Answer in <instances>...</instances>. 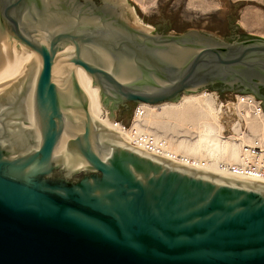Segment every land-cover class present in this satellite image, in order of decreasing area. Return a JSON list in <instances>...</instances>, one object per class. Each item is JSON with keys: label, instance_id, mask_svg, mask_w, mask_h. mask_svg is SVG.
Instances as JSON below:
<instances>
[{"label": "water", "instance_id": "95a60500", "mask_svg": "<svg viewBox=\"0 0 264 264\" xmlns=\"http://www.w3.org/2000/svg\"><path fill=\"white\" fill-rule=\"evenodd\" d=\"M0 31L38 55L0 94V264H264V182L116 138L75 73L110 112L176 102L264 83V39L147 33L122 0H0Z\"/></svg>", "mask_w": 264, "mask_h": 264}, {"label": "bare ground", "instance_id": "6f19581e", "mask_svg": "<svg viewBox=\"0 0 264 264\" xmlns=\"http://www.w3.org/2000/svg\"><path fill=\"white\" fill-rule=\"evenodd\" d=\"M122 3L133 18V26L150 33L153 27L144 24L126 0H122ZM37 59L35 51L0 31V94L16 83L25 69ZM75 73L95 122L116 138L139 147L138 136H153L158 141H165L161 154L178 164L188 163L205 172L248 179L223 171L220 166L237 163L241 144L250 142L253 136L264 134V113L253 116L249 110L240 112L252 136H227L221 106L212 93H183L176 102H140L139 111L130 126L123 129L115 126L110 112L102 105L100 88L93 86L92 77L81 66L75 67ZM238 122L234 125L236 131L240 126Z\"/></svg>", "mask_w": 264, "mask_h": 264}, {"label": "rangeland", "instance_id": "374dc122", "mask_svg": "<svg viewBox=\"0 0 264 264\" xmlns=\"http://www.w3.org/2000/svg\"><path fill=\"white\" fill-rule=\"evenodd\" d=\"M126 3L134 7L144 24L153 27L152 34H179L198 29L229 42L244 38L264 39V0H126ZM125 11L133 26L131 14L126 8ZM201 91L212 93L217 103L232 101L237 94L253 95L238 90L218 92L204 87L195 88L189 94ZM138 105L127 102L109 112L130 126ZM236 118L233 114L229 121Z\"/></svg>", "mask_w": 264, "mask_h": 264}, {"label": "built area", "instance_id": "2783aa9c", "mask_svg": "<svg viewBox=\"0 0 264 264\" xmlns=\"http://www.w3.org/2000/svg\"><path fill=\"white\" fill-rule=\"evenodd\" d=\"M261 103L262 100L257 99L255 95L251 94H237L232 101H222L218 103L222 109L223 121L226 125L224 130L227 136H230L231 134H236V136H238L237 138L249 135L252 136L250 129L247 127V123H245L242 118L243 114L240 115V112L243 113L249 110L253 116H258L261 113H264ZM138 107L139 105L135 108L134 116L139 111ZM233 114H235L237 118L231 122L229 119ZM238 120L240 121L238 122ZM114 122L115 126L123 129L129 127L121 120L115 119ZM236 122L240 125L237 131L234 130ZM137 144L139 147L144 148L149 152L165 157L160 152L165 145L164 140L158 141L153 136L140 135L138 136ZM185 165L197 167L188 163H185ZM220 168L223 171H229V173L233 175L264 182V134L253 136L250 142L241 144L239 160L237 163L233 165H222Z\"/></svg>", "mask_w": 264, "mask_h": 264}, {"label": "flooded vegetation", "instance_id": "af4514ba", "mask_svg": "<svg viewBox=\"0 0 264 264\" xmlns=\"http://www.w3.org/2000/svg\"><path fill=\"white\" fill-rule=\"evenodd\" d=\"M248 39V38H244ZM243 40V39H239ZM258 79H254L252 83L244 84V83H235L233 85L225 84V83H214L210 84L207 89L216 90L218 92H224L228 90H238L240 92H249L258 97L260 100H262L264 105V83H260L259 85H256L258 83Z\"/></svg>", "mask_w": 264, "mask_h": 264}]
</instances>
